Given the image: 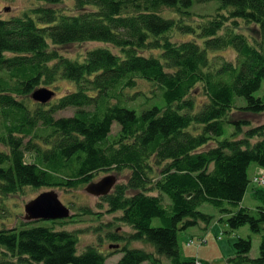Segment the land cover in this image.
Returning <instances> with one entry per match:
<instances>
[{
	"label": "trees",
	"instance_id": "obj_1",
	"mask_svg": "<svg viewBox=\"0 0 264 264\" xmlns=\"http://www.w3.org/2000/svg\"><path fill=\"white\" fill-rule=\"evenodd\" d=\"M32 1L37 6L22 16L0 15V264H107L103 236L121 245L117 264H196L182 257L179 233L211 224L199 211L207 203L231 230L249 226L262 235L258 258L249 256L251 238L240 239L229 262L264 264V188L253 190L256 207L243 206L251 165L264 170V125L243 132L251 122L232 119L236 111L264 114V95L257 96L264 88V0H73L75 14L56 8L67 0ZM211 3L217 12L195 21L192 10ZM163 10L175 17L164 18ZM91 42L114 51L98 48L81 62L52 49ZM228 49L234 62L221 54ZM61 80L75 90L46 105L32 102L36 90ZM147 82L161 98L139 113L130 106ZM69 108L74 115L57 116ZM227 124L238 129L231 137ZM125 171L127 181L101 198L104 215L115 220L106 224L90 207L73 216L98 223L91 231L100 244L81 253L83 230L67 228L79 224L74 219L6 225L9 197L28 189L70 193L100 172ZM117 225L132 232L121 235Z\"/></svg>",
	"mask_w": 264,
	"mask_h": 264
},
{
	"label": "rangeland",
	"instance_id": "obj_2",
	"mask_svg": "<svg viewBox=\"0 0 264 264\" xmlns=\"http://www.w3.org/2000/svg\"><path fill=\"white\" fill-rule=\"evenodd\" d=\"M217 3H211V5H197L193 10V17L196 21H206L200 19V16H213L217 12V7L215 6ZM37 6L36 1L32 0H0V15L4 19H9L15 16H22L24 12H28L29 10L33 9ZM70 7V8H68ZM58 10L65 9L67 11L72 12L73 8V0H67L64 5H60L56 7ZM8 9V10H7ZM69 9V10H68ZM75 14L76 12H72ZM71 14V13H69ZM160 15L164 18H174L175 15L172 14V12L168 10L160 11ZM195 15V16H194ZM197 15V16H196ZM251 34V33H250ZM174 38L178 39H186L190 38L189 36H184L176 33L174 35ZM110 48L112 51H114L113 47L107 46L102 43H84V44H74L69 45L66 47H53L52 49L58 50L62 55H64L65 58L68 59H74L83 61L86 57L87 53L89 51L98 49V48ZM227 60L229 61H235L236 60V54L232 49H228L225 52L221 53ZM218 56L219 54H215ZM146 82V81H144ZM150 86H149V85ZM48 89L53 90L56 92V95L52 101H56L59 98H62L64 95L72 92L75 90L74 85L71 82L61 80L56 85L48 87ZM153 87L150 83H140L138 85V88L134 91V94H136L137 91H139L140 94L136 97V100L131 104V109H135L139 113H142L143 111L151 109L153 106L157 105L160 101L161 95L159 91H155L156 94L154 95L152 93ZM264 95V88L257 94V96H263ZM202 95L197 99V102L203 101ZM32 102L33 99H32ZM35 103V102H34ZM246 101L242 98H239L237 100V105L245 106ZM75 110L72 108H69L65 111H62L57 115L58 117H69L74 115ZM232 119L235 121H246L249 120L251 124L244 125V131H247L250 127H256L260 125H264V114L259 115H251V114H244L241 111H236L232 114ZM226 131L227 136L231 137L232 134L236 131H238L237 126L233 124H227L226 125ZM120 131V127L117 124H114L112 128V134L116 135ZM241 138V136H240ZM260 167L257 164H252L248 176L251 181V184L249 186V189L246 193V196L243 200V206L248 208H254L258 202L253 197V190L257 188L258 186L253 183V179L255 176H260L259 170ZM129 172H100L98 176L96 177L95 181L93 183L100 182L105 177L108 176H115L117 178V184L120 182L127 181V178L129 177ZM88 186H85L83 188H80L78 190H74L73 192H64L62 190H55L58 194L59 199L61 202L67 206L71 210L72 217L68 219V221H71L72 219L75 220L73 217L75 214L80 213L82 207H90L95 212H101L102 216L104 217V222L108 224L109 222L115 220V216L104 215L107 212L108 206L105 204V206L102 205L101 198H96L94 196H91L87 191L86 188ZM47 189H39V190H33L28 189L26 192L15 195L13 197H9L7 201V207L9 211L12 213V216L9 217L10 219L7 221V227L12 228L19 224V222L24 221L25 222V207L28 203L35 200L39 195H41L44 192H48ZM113 192V191H112ZM111 192V193H112ZM103 206V208H102ZM100 207V208H99ZM199 211L212 216V221L210 225H206L204 223H200L196 227H192L187 229L186 231L179 233V246L181 249V254L184 260L192 261L195 260L196 264H231L229 262L230 259L236 258V252L234 249V244L238 242L240 239H250L252 240V251L250 253V258L255 259L258 258L260 255V245L262 240L261 234H254L251 232L249 226L242 227L237 230H231L225 223L220 222L221 214L220 212L214 208L210 204H204L199 208ZM119 215V214H117ZM1 216V215H0ZM2 218H0V226L2 222ZM79 224H68V229L70 230H83L80 234V246H79V253H81L84 249H82L86 244H91L92 242L98 241L96 235H94L93 231H91V224L97 225L98 223L89 220L87 216L85 217H77V220ZM82 221V222H80ZM38 222V221H33ZM46 222H39L38 224H45ZM70 223V222H69ZM155 226H160V221L155 220L154 222ZM117 233H120L121 235H126L129 232H132L131 229L123 226V225H117L116 226ZM102 252L108 254L109 259L107 260V264H117L120 259L123 257L122 253L114 252V249H110V246L116 245L114 243L107 242L106 236H103L102 238ZM97 242L93 244H97ZM132 248H144L148 251H153V248L151 246L145 245L143 243H134L132 245ZM148 264V263H146ZM163 264H171V262L167 259L163 260Z\"/></svg>",
	"mask_w": 264,
	"mask_h": 264
},
{
	"label": "water",
	"instance_id": "obj_3",
	"mask_svg": "<svg viewBox=\"0 0 264 264\" xmlns=\"http://www.w3.org/2000/svg\"><path fill=\"white\" fill-rule=\"evenodd\" d=\"M54 97L55 93L47 88L38 89L32 94V99L42 105L49 104ZM116 185L117 178L112 175L105 177L100 182L89 184L86 191L91 196L103 198L110 195ZM25 213L27 222L67 220L72 216L71 210L61 202L54 190L44 192L28 203ZM110 248H119V246L112 245Z\"/></svg>",
	"mask_w": 264,
	"mask_h": 264
},
{
	"label": "built area",
	"instance_id": "obj_4",
	"mask_svg": "<svg viewBox=\"0 0 264 264\" xmlns=\"http://www.w3.org/2000/svg\"><path fill=\"white\" fill-rule=\"evenodd\" d=\"M253 183L258 187H264V174L257 176L253 179Z\"/></svg>",
	"mask_w": 264,
	"mask_h": 264
},
{
	"label": "crops",
	"instance_id": "obj_5",
	"mask_svg": "<svg viewBox=\"0 0 264 264\" xmlns=\"http://www.w3.org/2000/svg\"><path fill=\"white\" fill-rule=\"evenodd\" d=\"M259 170H260L259 173L264 174V170H263V169L260 168ZM262 174H260V175H262ZM256 206H257V205H256ZM256 206H255V207H256Z\"/></svg>",
	"mask_w": 264,
	"mask_h": 264
},
{
	"label": "bare ground",
	"instance_id": "obj_6",
	"mask_svg": "<svg viewBox=\"0 0 264 264\" xmlns=\"http://www.w3.org/2000/svg\"><path fill=\"white\" fill-rule=\"evenodd\" d=\"M71 217H72V216H71ZM71 217H70V218H71ZM70 218H69V219H70ZM67 220H68V219H67Z\"/></svg>",
	"mask_w": 264,
	"mask_h": 264
}]
</instances>
